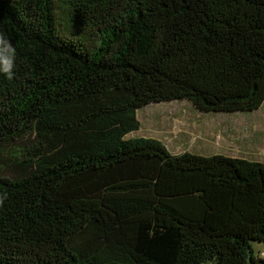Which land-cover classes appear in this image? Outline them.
<instances>
[{
  "label": "trees",
  "instance_id": "trees-1",
  "mask_svg": "<svg viewBox=\"0 0 264 264\" xmlns=\"http://www.w3.org/2000/svg\"><path fill=\"white\" fill-rule=\"evenodd\" d=\"M0 40V264H264V162L128 137L263 106L264 0H0Z\"/></svg>",
  "mask_w": 264,
  "mask_h": 264
},
{
  "label": "rangeland",
  "instance_id": "rangeland-1",
  "mask_svg": "<svg viewBox=\"0 0 264 264\" xmlns=\"http://www.w3.org/2000/svg\"><path fill=\"white\" fill-rule=\"evenodd\" d=\"M140 127L128 137L160 140L172 154H222L264 162V104L256 111L201 113L187 101L153 104L137 113ZM264 259V244L253 242Z\"/></svg>",
  "mask_w": 264,
  "mask_h": 264
},
{
  "label": "clouds",
  "instance_id": "clouds-1",
  "mask_svg": "<svg viewBox=\"0 0 264 264\" xmlns=\"http://www.w3.org/2000/svg\"><path fill=\"white\" fill-rule=\"evenodd\" d=\"M0 43H2L6 49H9V45H8L7 41L0 40ZM9 67H10L9 60L3 59V71L9 72ZM9 74H10V72H9Z\"/></svg>",
  "mask_w": 264,
  "mask_h": 264
}]
</instances>
